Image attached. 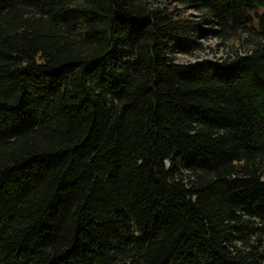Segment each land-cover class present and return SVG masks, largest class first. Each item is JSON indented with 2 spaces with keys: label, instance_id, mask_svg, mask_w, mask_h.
<instances>
[{
  "label": "trees",
  "instance_id": "1",
  "mask_svg": "<svg viewBox=\"0 0 264 264\" xmlns=\"http://www.w3.org/2000/svg\"><path fill=\"white\" fill-rule=\"evenodd\" d=\"M258 8L0 0V264H264Z\"/></svg>",
  "mask_w": 264,
  "mask_h": 264
},
{
  "label": "rangeland",
  "instance_id": "2",
  "mask_svg": "<svg viewBox=\"0 0 264 264\" xmlns=\"http://www.w3.org/2000/svg\"><path fill=\"white\" fill-rule=\"evenodd\" d=\"M258 14H263L264 10L262 8H258L257 10ZM190 13H193L194 11L189 10ZM205 46L206 48V54L205 56H202L203 54H198L201 57H206V58H217V57H222L230 54V48L234 49L236 47V44L234 42H227V43H220L219 40L215 39H210L208 41H205ZM197 57L194 56L193 58ZM187 58L184 56H181L178 62L180 61H185ZM193 60V59H192Z\"/></svg>",
  "mask_w": 264,
  "mask_h": 264
}]
</instances>
